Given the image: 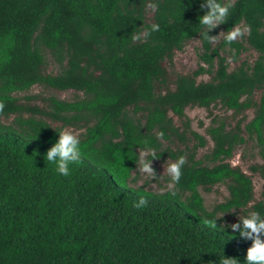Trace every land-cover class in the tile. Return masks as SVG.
I'll return each mask as SVG.
<instances>
[{
  "label": "trees",
  "instance_id": "obj_1",
  "mask_svg": "<svg viewBox=\"0 0 264 264\" xmlns=\"http://www.w3.org/2000/svg\"><path fill=\"white\" fill-rule=\"evenodd\" d=\"M201 2L0 0V264H221L224 257L243 264L251 242L232 232L225 215L264 214V186L255 201L251 175L229 160L247 143L246 133L264 161V0H235L228 23L210 33L217 44L199 36ZM152 4L158 7L149 20ZM153 24L159 31L151 32ZM242 24L251 34L226 43L227 32ZM142 33L150 35L132 40ZM195 39L199 69L177 74L176 88L168 89L165 62ZM248 50L258 58L230 71L223 52L238 61ZM51 62L58 74L47 73ZM204 74L212 80L197 79ZM36 85L83 96L44 99L45 107L31 103L37 96H18ZM216 104L254 116L233 129L213 119V148L199 160L207 139L188 119L178 127L174 117ZM64 127L83 130V158L69 177L45 157ZM146 144L155 149L152 161L186 156L178 184L163 192L132 186ZM251 171L264 178V166ZM217 185H226L229 197L208 210L200 189ZM141 197L146 206L134 207ZM213 218L225 231L205 223Z\"/></svg>",
  "mask_w": 264,
  "mask_h": 264
},
{
  "label": "rangeland",
  "instance_id": "obj_2",
  "mask_svg": "<svg viewBox=\"0 0 264 264\" xmlns=\"http://www.w3.org/2000/svg\"><path fill=\"white\" fill-rule=\"evenodd\" d=\"M153 17V11L148 13V18L151 20ZM224 34L221 35L223 37ZM239 38V37H238ZM219 42H216V44ZM201 43L199 39H195L192 41H189L184 49L182 51H178L175 53L173 61H166L165 66L168 69L169 73V80H168V89H175L176 86L174 84V81L176 79L177 74H192L193 72L197 71L200 66V59H199V53H200ZM223 55L226 56L229 63L230 71H233L235 68L239 67L244 61H249L252 63L258 58V53L253 50H248L246 52H243L240 56L238 61H234L231 54L223 52ZM172 68V69H171ZM60 71L59 67L51 62L48 65L47 73L48 74H58ZM212 80V76L209 74H204L200 76L199 81H210ZM167 90L165 89L164 92ZM21 98H24L26 96H37L38 99H35L34 101H31L32 104L38 105L40 107H45L47 104L44 99H48L51 97L58 98L59 100L63 101H74L78 98V96H83V93H79L73 90L70 91H56L52 89H46L43 86L36 85L34 86L30 91L22 93L18 95ZM260 92L256 94V99H259ZM171 115H173L171 113ZM254 116V111L249 110L243 115H238L232 110H227L226 108L222 107L220 104H216L211 106L210 109L206 108H200V107H189L186 109V118L179 119L177 117H174L175 124L180 127L181 124L188 119L191 123L192 130L200 133V135H203L207 141L208 145L204 148H201L198 150L197 159L201 160L203 159L206 154L210 153L211 149L213 148V142L210 138V136L207 134V128L212 124L213 119H220L226 122L229 129H233L237 123L241 119H245L244 124L248 123ZM138 117H141V115H138ZM14 120V117L5 119L3 118L1 121L4 124L12 123ZM48 122L52 124L54 128L60 129L62 128L61 123H57L52 121L51 119H46ZM245 127V126H244ZM243 127V128H244ZM79 132L81 135L83 133V130H79L76 128H73ZM183 130V129H182ZM245 137L247 139V143L244 145H240L236 148L234 152V156L230 162H232L235 166H240L244 171L248 173V175H251L254 184H255V201L261 199V194L264 186V178L260 176V174L253 173L251 171L252 166H264V161L259 155V147L256 143V140H253L248 137V135L245 133ZM193 147L194 142L190 143ZM164 146L168 147L171 146L173 149H185V146L183 144H179L178 142L175 143H168L164 142ZM165 147V148H166ZM142 161V160H141ZM172 161H152V167L153 172L151 174L143 173L140 169L142 165L138 168L136 173L139 174L138 182L133 187H140V186H146L147 189H151L155 192H163L164 190H167L166 188L169 187L170 183L166 181L167 177H170V175L167 172L168 165L171 164ZM208 164V162L206 161ZM201 193L205 199V204L208 208V210H212L214 206L218 203L224 202L229 197V191L226 187V185H217L213 187L210 191H207L203 188L200 189ZM241 215V217L244 216V213L242 211H235L234 214L231 215H225V217L228 220V224L232 225L237 222V219Z\"/></svg>",
  "mask_w": 264,
  "mask_h": 264
},
{
  "label": "clouds",
  "instance_id": "obj_3",
  "mask_svg": "<svg viewBox=\"0 0 264 264\" xmlns=\"http://www.w3.org/2000/svg\"><path fill=\"white\" fill-rule=\"evenodd\" d=\"M153 12L157 10L158 5H150ZM235 7V0H202L200 4V11L204 14L198 17V27L200 29L199 36L202 37L209 44L217 42V36H211L210 33L221 25L228 23L229 17ZM244 24L237 26L234 25L232 30L227 32L225 42L231 44L238 37L251 34V26ZM159 31V25L153 24L151 32ZM150 35L139 34L132 36L135 42L141 40L142 36ZM198 80L200 77L197 78ZM5 105L0 102V113L3 112ZM58 134V140L46 152L47 161L54 165V171L63 177H69L72 174L73 165H78L83 158L82 140L79 132L71 127H64ZM164 133H159L160 139H163ZM155 149L147 146L146 150L140 154L143 161L141 171L146 174L153 172L152 160L147 159L149 154H154ZM187 163V158L184 155L179 156L174 162L168 165L167 172L171 177L172 183L169 187L172 188L178 184L182 175V169ZM235 166V165H233ZM248 173L245 171V175ZM175 195V192L172 193ZM147 200L141 197L140 200L134 204V207L141 208L146 206ZM255 206L254 201H247L246 207L253 209ZM218 218L206 220L205 223L220 232L225 231L223 226L218 227ZM233 233H238L239 238L244 241H250L251 246L247 249L246 257L243 264H264V214L259 211H251L247 215L241 217L239 215L237 222L230 225ZM221 264H238L236 259L223 258Z\"/></svg>",
  "mask_w": 264,
  "mask_h": 264
}]
</instances>
